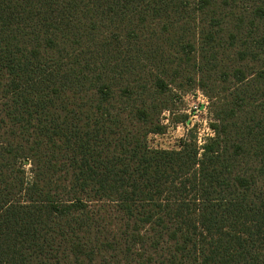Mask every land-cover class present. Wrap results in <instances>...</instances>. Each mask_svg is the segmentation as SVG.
Segmentation results:
<instances>
[{
  "label": "trees",
  "instance_id": "16d2710c",
  "mask_svg": "<svg viewBox=\"0 0 264 264\" xmlns=\"http://www.w3.org/2000/svg\"><path fill=\"white\" fill-rule=\"evenodd\" d=\"M0 264H264V0H0Z\"/></svg>",
  "mask_w": 264,
  "mask_h": 264
},
{
  "label": "rangeland",
  "instance_id": "374dc122",
  "mask_svg": "<svg viewBox=\"0 0 264 264\" xmlns=\"http://www.w3.org/2000/svg\"><path fill=\"white\" fill-rule=\"evenodd\" d=\"M202 105L205 107L207 102L201 94L198 93L196 96H186L184 104L181 105V113L189 115L187 123L178 125L170 123L168 125L169 128L164 133L150 135L148 137V145L155 149H175L178 147L179 141L185 136L187 130L192 126L197 127L201 139L205 138L210 134V117L206 110L202 108Z\"/></svg>",
  "mask_w": 264,
  "mask_h": 264
}]
</instances>
